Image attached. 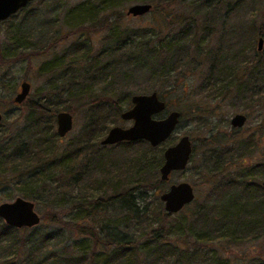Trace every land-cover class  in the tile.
Returning a JSON list of instances; mask_svg holds the SVG:
<instances>
[{
	"label": "trees",
	"instance_id": "obj_1",
	"mask_svg": "<svg viewBox=\"0 0 264 264\" xmlns=\"http://www.w3.org/2000/svg\"><path fill=\"white\" fill-rule=\"evenodd\" d=\"M131 1L152 5L149 14L157 15V18L149 31L120 30L118 22L125 15L118 14L116 9ZM224 5L225 0L217 3L213 0H88L74 9L79 11L81 17L85 16V23H89L93 30H109L105 44L95 57H92V47L83 44L77 49L74 47V58L70 62L65 61L67 53H63L41 68L40 74L47 77L48 86L38 99H32L26 104V113L22 116L25 125L23 129H18L17 124L8 126V119L4 117L0 123V175L14 174L21 177L30 173L37 180L43 178V187L55 175L62 189L53 206L60 208L61 214L78 210V214L84 211L90 217L97 208L106 212L112 209L116 215L109 222L120 224L124 231L130 222H145L148 228L145 235L141 234L140 239L135 241L124 232L114 231L110 224L101 227L100 231L98 226L86 227L82 221L88 217L81 218L78 215L80 218L68 222L65 227L70 230L68 232L84 240L70 248L65 236L66 239L58 243L62 247L57 253L53 251V256L37 264H229L219 256L218 251L210 252L208 247L218 244V250H222L224 246L230 248L264 241V159L257 164L245 166L246 158L252 159L257 150L256 141L245 143L242 140L235 148L217 146L207 149L202 163L204 171L208 172L206 176L213 189L210 192L212 195L202 202L195 200L192 203L194 208L186 212L183 223L175 227L178 231L177 236H173L177 238L176 241L168 239L173 235L172 227L169 228L167 223L172 215L164 211V204L158 195V207L161 208L155 214L160 216V220H146L149 215L147 207L142 210L137 208V204L146 201L148 190L157 192L166 184L161 181L159 173L164 162V149L152 148L144 141L111 146L142 150L135 151L136 155L128 160L123 159L122 166L105 170L103 152L106 147L100 145L110 131L111 124H118L124 111L123 103L127 108L132 106L130 98L120 103L119 96L108 94L103 89H99L101 95L94 93L97 83L109 86L118 80L119 67L123 72V68L128 65L136 71L148 72L153 81L158 77L169 78L171 74L186 68L192 70L207 67L203 93L208 92L216 97L223 94L226 87L231 90L229 87L233 86L234 80L243 84L241 76L243 73L252 76L253 72H248L250 68L254 71L261 67L260 63L255 65V58L248 59L242 51L244 37L238 35V28L235 27L233 31L218 15ZM179 7L191 9V13L181 17L177 12ZM24 10L2 25V28L8 26L6 34L11 48L7 47L6 52L11 57L23 55L33 47H36V51L44 43L50 47L57 37L52 36L51 28L40 37L37 32L35 38L34 33L40 25L31 21L33 18L25 15ZM229 12L231 10H227V14ZM110 18L114 20L109 22ZM17 19L20 22L15 27L14 21ZM43 26L52 27L46 24ZM177 26L179 29H176ZM78 31L84 32V28L73 29V32ZM231 36L237 48H227V51L222 41ZM212 37H216L219 48L209 46ZM263 37L264 32L261 31L259 40H264ZM38 39L42 41L38 43ZM83 57L88 60V64L81 71L77 65L79 58ZM105 57L109 61L101 66L100 62ZM6 59L10 60V57ZM249 86L246 84V89H237L241 103L245 99L243 92H247ZM253 88H250V92H253ZM17 90V85H14L9 93L13 95ZM230 90L226 93H231ZM77 94H80L78 99L82 104L72 109L68 105ZM253 99L250 104L254 102ZM10 100L13 103L12 97ZM62 111L83 113L84 122L81 134L62 151H58L57 141L61 138L54 129V123L57 114ZM180 113L181 119H184L185 112ZM237 161L240 163L236 165ZM48 173L50 176L46 177ZM75 191L78 193L75 194ZM92 191H100L102 196L90 200L93 197ZM36 193L42 195L39 190ZM24 196L26 199H36L32 194L26 193ZM71 202V208L65 211L63 208ZM187 207L178 214L183 213ZM5 229L0 231V264H35L32 255L23 252L27 245H24L19 235L25 231L6 226ZM85 240H91L92 244H85ZM38 245L36 239L28 244L32 251L37 250ZM98 248L103 249L107 257L98 259L97 256L102 255H97ZM90 250L92 253L88 255ZM235 264L240 263L237 260ZM245 264H264V257L254 258Z\"/></svg>",
	"mask_w": 264,
	"mask_h": 264
},
{
	"label": "rangeland",
	"instance_id": "obj_2",
	"mask_svg": "<svg viewBox=\"0 0 264 264\" xmlns=\"http://www.w3.org/2000/svg\"><path fill=\"white\" fill-rule=\"evenodd\" d=\"M86 1L88 0H34L24 10L25 15H30L29 18H33L31 21H35L37 25H40L37 26L34 37L36 38L37 32H39L38 37L43 36L46 32L50 31L51 28L52 30L50 32H52V36L57 35V37L54 38L55 41L50 47H47L48 44L44 43L43 45H39L38 50L34 51V48L36 47H33L31 50H27L26 53H23V55L21 54L22 56L16 55V57H11V55L6 52L7 47L11 48V44L8 43L9 40L6 34V28L8 26H3L0 36V113L4 118L8 119V126H11V124L14 126L17 124L18 129H23L25 126L22 121V116L26 113V104L32 99H38L39 95L44 92L48 86L47 77L41 76L40 74V70L45 64L50 63L51 60L56 57H61L63 53H67L65 61L70 62V60H73L74 58V47L77 49L83 44H88L92 47V57H95L103 48L109 30L106 28L93 30L91 26H89V23H85V19L83 18L85 16L81 17L78 14L79 11H74L78 5H81ZM218 1L213 0L214 3H217ZM229 2L230 4H228ZM225 3L226 5L220 8L221 11L218 15L222 17V20L226 21V25L232 30L235 29V27L238 28V35L244 37V39H242V51L245 52L248 59L255 58L257 60L255 65L259 63L261 64V67L258 68V70L255 69L252 71L253 68L248 70L249 73L253 72L252 76L248 77L246 74H242L241 77L244 79L243 84L240 85L239 81L235 82L234 80L233 86L229 87L231 90L226 87V89L222 91L223 94L216 97L213 94H208V92L203 93L205 88L202 85L204 84L203 82L207 74V67L199 69L192 68V70L186 68L184 71L171 74L169 78L158 77V79L153 81L148 72L136 71L129 65L123 68L124 72L121 67L118 68L119 78L109 86H103L101 83L96 84L94 93L101 95L102 93L99 92V89L100 91L103 89V91L108 94L119 96L121 99L120 103L128 98H130L132 103L131 98L133 96L157 93L162 100H165L169 104L166 113L158 117L159 119L164 118L166 114L172 111L185 112L184 119H181L180 125L175 134L167 143L160 147L165 151L168 147L178 143L182 137L188 136L193 143L194 149L191 162L184 172L172 174L171 180L164 184V186L157 192L153 189L148 190L149 192L147 193L146 201L144 203H139V205L137 204V208L141 210L147 207L149 215L146 220L152 222L160 220V216L155 214L160 211L161 208L158 207L156 195L160 197L163 193L167 192L172 185H178L183 182L189 183L194 188L196 201L199 202L206 200L212 195L210 192L213 191V189L211 183H208L209 180L206 176L207 171H204L205 167L202 163V159L208 148L217 146L228 148L230 146L235 148L242 140L245 141V143L252 140L251 142L256 141L257 150L252 159L246 158L245 166L257 164L264 159V45L262 51L258 50L259 34L261 31L264 32V0H242L241 2L240 0H225ZM137 4L144 3L131 1L116 9L118 14L122 13L125 15L124 19H121L118 22L121 31L123 29H148L149 31V28L155 25L157 15L147 14L137 18L128 16V10ZM227 10H231V12L227 14ZM177 12L181 17H184L191 13V9L187 10L185 7H179L177 8ZM164 15L165 14H163V16ZM19 20L20 19L14 21L15 27L19 24ZM113 20L114 18H110L109 22ZM221 22L223 23V21ZM45 24L52 27H44L43 25ZM77 27L84 28V32H73V29ZM85 29L87 30L85 31ZM176 29H179V26H177ZM40 41H42V39H38V43ZM222 42L226 44L224 47L225 50L227 48L236 50L237 48L236 43L232 42V36L231 38H226ZM209 46L214 49L217 47L219 48L216 37L211 38ZM1 51L4 52L1 54ZM227 51L229 50L227 49ZM9 57L10 60L6 59ZM87 61L88 60L84 57L79 58V64L77 65L78 69L83 71L87 67ZM107 61H109L107 57L103 58L100 62L101 66L106 64ZM10 62H12V64ZM73 67L76 68V66ZM74 70L76 69H73V71ZM71 72L69 71V73ZM24 82H28L31 85L30 93L23 104H16L15 98L21 93V85ZM246 84H249L250 86L247 87L248 91H244L243 93H245V99H249V102L254 97V102L251 104H247L246 101L241 103L240 99L237 97V89H246ZM252 84L254 86H251ZM14 85H17L18 90L12 95V93L10 94L9 92L10 88ZM235 85H237L236 88ZM251 87H254L252 89L253 92H250ZM228 90H230L231 93H226ZM257 92H259L258 96ZM77 95L78 96L74 95L72 97L68 105L72 109H75L82 104V102L80 103L81 100L78 99L80 94ZM11 97L13 103H10ZM123 105H125L123 113L132 108V106L127 108L124 103ZM69 113L74 117V128L65 138H61L57 141L58 151H62L66 145H68L75 137H78L82 131V125L84 122L83 113ZM238 114L246 115L248 120L244 129L236 131L231 126V120ZM132 124L133 122L124 121L120 118L117 125L111 124V128L117 126L129 128ZM54 129L57 132L56 120L54 123ZM135 148L136 147H106L103 152L105 170L106 168L113 170L115 167L122 166L121 161L123 159L128 160L130 157L136 155L135 151L142 150V148ZM238 163L240 162L237 161L236 165ZM41 172L42 171H39V174L43 175ZM31 175L32 174L30 173H26L21 177H16L14 174L0 175V205L4 203H12L17 198L26 199L24 196L26 193L32 194L36 197L38 195L36 190H39L42 194L40 196L38 195L34 200L26 199L35 204L36 212L42 218L41 224L33 229L23 230L25 232H22V234L19 235L23 238L22 242H24V245H27L26 249L23 251L24 254H31L35 264H37L45 260L46 257L53 256L54 252L57 253L60 247H62V245H59L58 243L60 240H63L65 236L68 239V246H71L70 248L78 246L77 243L84 239L75 233L73 234V232H68L70 230L68 227L66 228L65 225L68 222L74 221L76 218H86L88 217V214L87 212L83 213L84 211L82 212L83 215L78 214V210H74L71 213L67 212L66 209L71 208L72 202L63 208L66 213L61 214V209L53 206V202L59 198L58 196L62 189V184L59 183L56 176L49 177V182L47 181L45 187H43V178L37 180ZM45 176L48 177L50 174H45ZM96 176L99 177L100 175ZM77 193L78 191H75V194ZM93 193L94 192L92 191L93 197L90 198V200H96L102 196V192L100 191ZM135 195H138L137 192ZM187 208L188 209H185L183 213L172 215L169 218L167 223L169 228L172 227L171 230L173 232V235H171L172 237L168 238L170 241L177 240V238L173 237L177 236L176 234L178 232L176 231L177 229L175 230V227H177L180 222L183 223L186 212H190L191 209L194 208V205L191 204ZM113 212L112 209H110L109 212H106L101 210V208H97L95 214H92L88 219L82 221V225H87L86 227L98 226V230L100 231L101 227L110 224L114 231L124 232V234H127L129 238L135 241L140 239L139 237L141 234L142 236L145 235V230L148 228V225L145 222H130L126 231L120 227V224L110 223L112 219L114 220L116 215V213ZM78 215L81 216L79 217ZM5 226L8 227L4 220L0 219V231H6ZM57 234L58 236H56ZM184 235H186V232H184ZM35 239L39 242V245L37 250L32 251L28 244ZM52 240H54L53 243L51 242ZM88 241L89 242L86 241L84 243L92 244L91 240ZM208 249L210 252H214V250L218 251L220 254L219 256H221L223 260L228 261L229 264H235L237 260L240 264H245L254 258L264 257L263 240L249 242L239 246H231L230 248L224 246V248H221L222 250H218V244H214L210 245ZM103 252V249L98 248L97 255L102 254L100 257L97 256L98 259L107 257ZM91 253L92 250H90L88 255ZM202 253L205 254L204 252ZM41 264H46V262H42Z\"/></svg>",
	"mask_w": 264,
	"mask_h": 264
},
{
	"label": "water",
	"instance_id": "obj_3",
	"mask_svg": "<svg viewBox=\"0 0 264 264\" xmlns=\"http://www.w3.org/2000/svg\"><path fill=\"white\" fill-rule=\"evenodd\" d=\"M34 0H0V36L2 25L12 16L27 8ZM153 7L150 4H137L128 10V16L135 18L149 14ZM264 40L258 41V50L262 51ZM31 90V85L24 82L21 85V93L15 98L16 104H23ZM167 111V103L157 93L151 95H137L132 97V108L121 115L124 121L133 122L129 128L113 127L101 141L103 147L115 146L121 143L147 142L152 148H158L167 143L177 131L181 113L172 111L164 118L158 117ZM3 119L0 113V123ZM57 134L65 138L73 131L74 117L69 112H60L56 117ZM232 126L242 128L246 123V117L236 115L232 119ZM193 143L188 136L182 137L178 143L168 147L164 151V162L160 167V179L168 183L173 173L183 172L189 166L193 156ZM264 186V184H263ZM165 211L174 215L191 205L195 199V191L189 183L172 185L169 190L160 196ZM0 219L6 225L17 230L33 229L39 226L42 218L36 212L35 204L17 198L12 203L0 205Z\"/></svg>",
	"mask_w": 264,
	"mask_h": 264
},
{
	"label": "flooded vegetation",
	"instance_id": "obj_4",
	"mask_svg": "<svg viewBox=\"0 0 264 264\" xmlns=\"http://www.w3.org/2000/svg\"><path fill=\"white\" fill-rule=\"evenodd\" d=\"M244 101H246L247 104L250 103L248 99H246V100H244ZM167 106H168V105H167ZM238 115H242V114H238ZM243 116L246 117V123H247V120H248L247 116H246V115H243ZM234 117H235V116H234ZM234 117H233V118H234ZM233 118H232V119H233ZM231 122H232V120H231ZM246 123H245V125H246ZM245 125H244V126H245ZM231 126H232V123H231ZM244 126H243L242 128H235V127L232 126V128L235 129L236 131H239V130H241V129H244ZM187 168H188V167H187ZM183 172H184V171H183ZM176 173H181V172H176ZM173 174H174V173H173ZM171 176H172V175H171ZM170 180H171V177H170ZM170 180H169V181H170ZM193 189H194V188H193Z\"/></svg>",
	"mask_w": 264,
	"mask_h": 264
}]
</instances>
